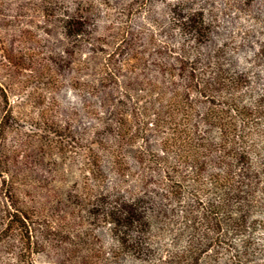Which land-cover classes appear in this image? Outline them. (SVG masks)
<instances>
[{
	"label": "trees",
	"instance_id": "obj_1",
	"mask_svg": "<svg viewBox=\"0 0 264 264\" xmlns=\"http://www.w3.org/2000/svg\"><path fill=\"white\" fill-rule=\"evenodd\" d=\"M202 1L26 0L47 38L65 40L64 66L87 70L85 45L102 54L96 84L77 82L102 99L83 104L94 123L76 131L23 109L27 85L56 76L43 58L22 92L0 84V264H264V0H228L221 28L232 8L247 19L216 47L220 25ZM28 151L77 166L73 190L54 199L65 215L42 225L16 194L33 168L17 159ZM59 166L50 162L52 186Z\"/></svg>",
	"mask_w": 264,
	"mask_h": 264
},
{
	"label": "rangeland",
	"instance_id": "obj_2",
	"mask_svg": "<svg viewBox=\"0 0 264 264\" xmlns=\"http://www.w3.org/2000/svg\"><path fill=\"white\" fill-rule=\"evenodd\" d=\"M226 2H228V0H203L200 2L207 4L205 5V11H207L206 9L213 10V12L208 13V17L213 18L217 21V25H220V27H215L213 29V35L216 34L217 38L214 36L213 42L210 43L211 47L218 46L221 41H224L223 39H227L228 35H232L233 30V32L236 33L237 27L240 26L239 23L247 19L245 12H240L232 8L233 13L231 16H233L235 20H233V22L230 20L227 30L224 29L225 25L221 28L222 24L225 23L222 19L224 18V4ZM25 3L26 0H0V84L7 87L9 83L14 81V86L17 90L22 92L23 89H25L26 84L24 83H26V81H34L32 80V76L41 77V73H44L41 69V63H38V59L43 58L44 60L42 62L46 65L45 68H48L49 72L55 73L56 76L53 79H49L50 82L45 79L42 84H38L39 86H37V88L30 83V85H27L29 87L26 88L24 94L28 95L27 97L29 98L26 99V104L24 103V111L38 114V109L40 111L43 110L47 115H57L63 125L65 122H71V125L76 126L74 127L76 131L78 129L81 130V128L84 127L79 126L83 124L85 126L86 123H94L92 113H90L87 108H83V104L98 106L102 97H100L101 92L100 94L98 92L93 94L84 92L83 87L77 85V82L88 83L90 85L96 84L98 65L103 61L101 60L102 54L98 51L94 54H85L87 53V49L90 48L88 45H85L84 47H86V49L83 48L80 51V57H82L81 60H87L89 62V68L83 73H78L73 64H69L68 67L64 66L63 60L65 59V54L63 53V43H65V40L58 34H51L50 37L47 38L45 33L42 32L44 28L38 23L39 20L31 19L26 16L27 10ZM19 5L23 6L22 11L18 10ZM18 13H21V15L23 14V16H21L22 18H19L20 20L16 19V14ZM158 15L159 13H156L154 18L158 17ZM30 21H35L38 25L35 26ZM107 21H109V19H107ZM98 26L99 28L96 35L105 36L107 32L104 31V27L102 26L106 25L100 24ZM238 41L239 39H236L235 42L237 43ZM44 43L46 45L45 47L43 46ZM51 43L53 45L50 46ZM104 46L103 50L108 53L111 49L110 44ZM250 46L253 48L251 50L255 49L253 45ZM48 47L52 49L53 55L50 60L51 53L47 52ZM244 50L248 51V48H244ZM247 58L249 57L247 56ZM238 63L240 65L244 64L243 61L239 59ZM245 63V66L254 67L252 62L247 63L245 61ZM4 65H10V69H12L9 76L5 74L8 68ZM89 88L90 87H88V89ZM8 95L10 101L15 98L14 93H9ZM52 100L58 102L59 106L57 108L52 107ZM24 128L22 129L25 130ZM26 135H30L29 132H27ZM10 138L11 135H8L6 140L7 145L10 143ZM27 139L32 143L36 141L32 135ZM26 155L27 156H25V154L19 155L17 159L31 162L33 168L27 173L26 180L18 181V183L22 184L18 185L16 194H18L20 205L26 204L28 208L27 215L29 218L27 219L30 225L31 223L36 225L39 223L42 225L43 220L49 215L48 213L53 212L54 214L52 215H56V213L65 215V208L62 207V205L55 204L56 193L59 192V195L64 196L70 193V190H73L72 186L75 184L73 182L76 180L77 166H75L76 163H71L74 159L56 155V152H52V154L46 156L45 154L42 155L41 152L28 151ZM53 160L60 164L58 175L56 176V182L61 181L58 186H52L48 183L49 177L52 176L50 173V162ZM63 161L64 163H62ZM78 165L80 166V164ZM77 182L81 181L78 180ZM50 218L52 217L50 216ZM96 233L104 239L109 240L104 229L97 230ZM35 261L41 264L46 260L43 256H35Z\"/></svg>",
	"mask_w": 264,
	"mask_h": 264
}]
</instances>
